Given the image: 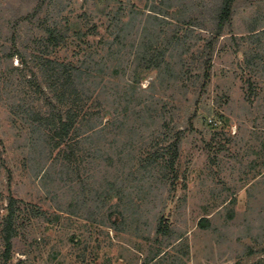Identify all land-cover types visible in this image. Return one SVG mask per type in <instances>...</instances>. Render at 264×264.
<instances>
[{"label":"rangeland","instance_id":"374dc122","mask_svg":"<svg viewBox=\"0 0 264 264\" xmlns=\"http://www.w3.org/2000/svg\"><path fill=\"white\" fill-rule=\"evenodd\" d=\"M29 1L35 0H0V40ZM203 1L212 0H172L168 10L176 18L185 5ZM239 1L232 26L238 39H221L206 90L199 85L210 33L200 27L181 29L185 44L174 45L167 60L177 69L186 63L189 72L180 81L158 79V69L147 73L137 98H153L147 110L154 117L139 121L131 116L128 130L111 128L102 141L116 154L126 143L150 140L166 123L182 130L174 183L159 168L134 167L131 176L124 166L139 160H96L89 153L90 138L82 143L89 154L80 150L73 163L54 161L57 150L50 156L45 149V124L33 120L48 108L39 91L49 92L40 66L29 58L26 67L16 56L4 64L9 72L0 73V232L9 196L17 200V234L8 264H264V32L258 33L261 41L248 36L253 27L264 25V0ZM154 5L163 1L52 0L47 11L57 19H69L88 33L96 26V33L85 37L89 43L72 36L54 56L77 62L89 49L105 55L107 45L100 40L110 37V21L120 6L124 20L130 19V10L135 13L136 28L127 42L139 41L147 24L158 31L146 21ZM31 33L41 34L36 28ZM172 34L166 30L160 44ZM125 48L128 52L129 45ZM108 82L115 93L117 83ZM106 178L119 180V190L102 203L97 191ZM161 217L170 230L165 235L157 230ZM202 217L208 220L204 226ZM3 250L0 233V264Z\"/></svg>","mask_w":264,"mask_h":264},{"label":"trees","instance_id":"16d2710c","mask_svg":"<svg viewBox=\"0 0 264 264\" xmlns=\"http://www.w3.org/2000/svg\"><path fill=\"white\" fill-rule=\"evenodd\" d=\"M162 1L163 5H154L146 18L153 27L155 25L158 27V31L154 32L155 30L150 29L147 24L142 39L129 44L128 37L136 28L133 19L135 13L130 10V19L124 20L121 17L123 7L120 6L110 21L112 29L110 37L100 40L104 46L107 45L106 54L100 57L96 55L97 49L93 51L89 49L77 62L60 61L54 53L60 47L67 46L72 36L89 43L85 37L89 33L95 34L96 26L95 31L91 30L88 33L80 26L72 24L69 19H57V16L54 17L48 12L52 0L23 3V6H20L21 12L15 13V17L10 19L9 34L0 40V73L9 72L8 66L4 64L11 63L15 56L26 67L29 58L40 66L49 92L44 91L42 87L39 91L48 108L45 114L42 113L33 120L39 121L40 125L45 124V145L47 146L45 149H49L50 156L57 150L54 161L60 159L73 163L78 159L77 152L81 150L84 152L83 155L90 153L96 160H139L138 165L124 166L131 169V176L134 175V167L145 169L143 171L152 170V172L155 171L153 169L159 168L163 170L165 179H168L170 183L177 180L175 167L180 158L183 131H173L169 123H166L165 130L152 133L150 140H145L143 143L138 141L126 143L125 146L115 150L116 154H112L110 149L103 146L102 141L105 140L111 128L118 130L117 133L120 130H128V119L131 116L139 121L147 116L154 117L152 111L147 110L151 108L153 98L151 96L145 99L137 98L141 88L140 83L146 79L147 73L158 69V79L168 76L173 81H180L189 72V69L185 68V62L181 64V68L177 69L176 64L167 60L168 53L172 55L174 45L185 44L187 36L180 34L181 29L187 32L200 27L210 33L203 45L201 61L203 73L200 76L202 81L199 85L200 90H206L211 83L213 57L221 39L226 37L238 39L232 26L240 1L212 0L191 6L185 5L179 10L180 15L176 18L168 10L172 6L170 3L172 0ZM167 25H171L172 28ZM34 28L41 34L33 35L31 32ZM166 30L172 31L173 34L169 38L165 37L160 44V38ZM27 32L33 38L23 36L22 33ZM250 32L248 35L251 36L250 38H259V34L264 32V25L253 27ZM259 41H261L260 38ZM125 44L129 45L128 52ZM187 49V47L182 48L178 54L180 62ZM258 58L261 59L262 55H258ZM3 66L6 70H2ZM108 80L117 83L114 87L115 93L109 90ZM153 82L149 85L151 88L154 85ZM136 100L138 103L136 102L135 105L133 103ZM132 104L135 105L134 108ZM131 131L134 136L137 134V128L134 127ZM89 138L93 148L91 152L85 153L88 149H84L83 145ZM80 143L81 146H77ZM137 151H143V154L137 155ZM47 171L48 169H45V173ZM118 181L106 178L105 185L97 191L100 202L108 201L114 192L119 190L115 188ZM16 203V198L10 195L9 212L3 220L0 232L4 244L2 253L4 264H8L12 258L13 238L17 234ZM164 219L161 217L158 220L157 230L159 234L165 235L170 230ZM205 221H208L207 217H202L201 225L204 226ZM178 239H182L181 236Z\"/></svg>","mask_w":264,"mask_h":264}]
</instances>
